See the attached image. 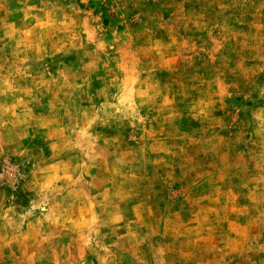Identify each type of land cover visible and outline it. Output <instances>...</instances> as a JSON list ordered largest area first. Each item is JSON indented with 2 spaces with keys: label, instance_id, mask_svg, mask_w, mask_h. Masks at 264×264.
Masks as SVG:
<instances>
[{
  "label": "rangeland",
  "instance_id": "1",
  "mask_svg": "<svg viewBox=\"0 0 264 264\" xmlns=\"http://www.w3.org/2000/svg\"><path fill=\"white\" fill-rule=\"evenodd\" d=\"M0 264H264V0H0Z\"/></svg>",
  "mask_w": 264,
  "mask_h": 264
}]
</instances>
